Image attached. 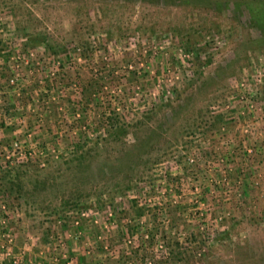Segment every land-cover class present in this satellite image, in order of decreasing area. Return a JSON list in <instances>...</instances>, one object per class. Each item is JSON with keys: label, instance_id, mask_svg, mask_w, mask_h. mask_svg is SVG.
Here are the masks:
<instances>
[{"label": "rangeland", "instance_id": "rangeland-1", "mask_svg": "<svg viewBox=\"0 0 264 264\" xmlns=\"http://www.w3.org/2000/svg\"><path fill=\"white\" fill-rule=\"evenodd\" d=\"M210 1L0 0V264H264L263 38Z\"/></svg>", "mask_w": 264, "mask_h": 264}, {"label": "trees", "instance_id": "trees-1", "mask_svg": "<svg viewBox=\"0 0 264 264\" xmlns=\"http://www.w3.org/2000/svg\"><path fill=\"white\" fill-rule=\"evenodd\" d=\"M142 2L144 0H141ZM149 2H152V0H148ZM163 1V4H173V1L174 0H161ZM220 5H228L229 4V0H212L210 2H212L214 4V2L217 4L218 3V6H219V2ZM245 2V1H244ZM242 0H232L231 1V4H232V7L233 9L237 12L238 9L240 8L241 4L242 6L244 7V9L247 11V14H248V22L250 23L251 26L255 27L256 29H258V32H259V37L263 38L261 39V43L264 44V0H248L247 2L244 3ZM42 44H44L43 40L40 41ZM50 47V46H49ZM199 66V65H198ZM135 142L133 143V145H140L139 143V140H142L143 142L144 141H147V139L144 137L143 139L141 138H135ZM82 158L84 156L87 157V155H81ZM79 156V159H82L81 157ZM85 177V176H83Z\"/></svg>", "mask_w": 264, "mask_h": 264}, {"label": "built area", "instance_id": "built-area-1", "mask_svg": "<svg viewBox=\"0 0 264 264\" xmlns=\"http://www.w3.org/2000/svg\"><path fill=\"white\" fill-rule=\"evenodd\" d=\"M131 67V65L129 64V65H127V68H130ZM10 82H12L13 81V79H10L9 80ZM12 150L14 151V150H19V146L17 145V143H13V145H12ZM19 153H20V151H18ZM159 247H160V245H159Z\"/></svg>", "mask_w": 264, "mask_h": 264}]
</instances>
